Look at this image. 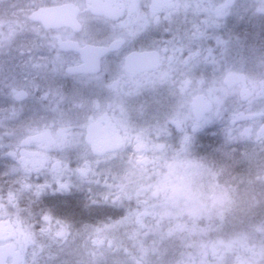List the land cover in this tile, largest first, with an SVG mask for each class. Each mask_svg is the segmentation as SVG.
Returning a JSON list of instances; mask_svg holds the SVG:
<instances>
[{
	"label": "clouds",
	"instance_id": "9594fccd",
	"mask_svg": "<svg viewBox=\"0 0 264 264\" xmlns=\"http://www.w3.org/2000/svg\"><path fill=\"white\" fill-rule=\"evenodd\" d=\"M0 264H264V0H0Z\"/></svg>",
	"mask_w": 264,
	"mask_h": 264
}]
</instances>
